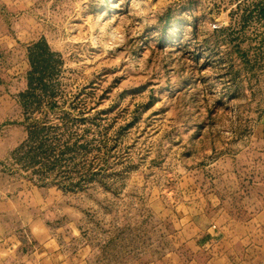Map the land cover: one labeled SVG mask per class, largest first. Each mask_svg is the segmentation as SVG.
I'll list each match as a JSON object with an SVG mask.
<instances>
[{
	"label": "rangeland",
	"instance_id": "374dc122",
	"mask_svg": "<svg viewBox=\"0 0 264 264\" xmlns=\"http://www.w3.org/2000/svg\"><path fill=\"white\" fill-rule=\"evenodd\" d=\"M251 255L264 0H0V264Z\"/></svg>",
	"mask_w": 264,
	"mask_h": 264
},
{
	"label": "crops",
	"instance_id": "0c3cea01",
	"mask_svg": "<svg viewBox=\"0 0 264 264\" xmlns=\"http://www.w3.org/2000/svg\"><path fill=\"white\" fill-rule=\"evenodd\" d=\"M249 239H251V238H249ZM250 245V244H249ZM253 247L252 246H245L244 248H243V250H242V253H241V255H242V257H240L239 258V260H244L245 258H243L244 256H243V253H245L246 254V252H250V254L253 252ZM1 257V256H0ZM251 259H252V255L250 256V261H242L244 264H251L252 263V261H251ZM261 264H264V260L262 261V263Z\"/></svg>",
	"mask_w": 264,
	"mask_h": 264
}]
</instances>
